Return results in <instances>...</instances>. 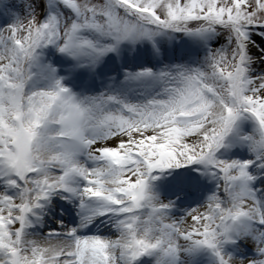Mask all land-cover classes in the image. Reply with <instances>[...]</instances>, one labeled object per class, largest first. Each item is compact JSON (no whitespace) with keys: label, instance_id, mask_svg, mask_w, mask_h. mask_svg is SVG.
Instances as JSON below:
<instances>
[{"label":"snow or ice","instance_id":"snow-or-ice-1","mask_svg":"<svg viewBox=\"0 0 264 264\" xmlns=\"http://www.w3.org/2000/svg\"><path fill=\"white\" fill-rule=\"evenodd\" d=\"M0 264H264V0H0Z\"/></svg>","mask_w":264,"mask_h":264}]
</instances>
